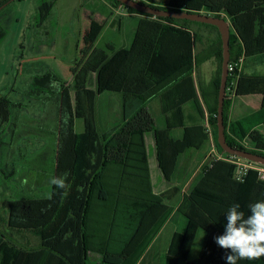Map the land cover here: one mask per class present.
Instances as JSON below:
<instances>
[{
	"label": "trees",
	"instance_id": "obj_1",
	"mask_svg": "<svg viewBox=\"0 0 264 264\" xmlns=\"http://www.w3.org/2000/svg\"><path fill=\"white\" fill-rule=\"evenodd\" d=\"M8 1H0V6ZM107 1L114 7L121 6L130 13L143 16L130 48H120L107 59L99 57L103 51L94 50L90 54V61H95L92 64H98L97 92L101 94L112 91L123 96L121 124L102 133L95 128L91 94L83 81L80 88L87 118L86 130L76 133L70 144L72 117L67 87H63L61 78L52 72L37 76L34 80L37 89L30 90L40 100L43 89L59 84L60 89L56 93L52 91L59 96L58 105L61 107L56 171L57 177L68 173L67 183L70 187L65 195L64 189L52 184L50 199L27 198L13 204L10 208L11 219L7 223L8 228H11L8 239L14 236L15 240V235L23 238L22 233L28 232L40 241V248L37 249L40 252H48L50 255L59 252L70 258L67 263L60 264H88L89 252L100 254L102 264L146 262V256L150 254L148 249L169 220L173 208L167 204L172 191L161 194L154 191L145 136L155 132L161 170L165 179L172 181L179 166L180 155L190 148L201 147L189 137L194 130H203L202 126H186L182 139H176L172 134L173 129L181 127L178 114H183V105L192 101L202 119L204 104L210 114L218 151L232 156L225 153L218 143V96L223 60L218 28L186 19L156 17L121 5L118 0ZM137 1L160 9L225 18L237 32L234 34L231 31V59L244 55L246 61L264 52V0ZM196 27L212 28L218 32L216 40L199 53L195 52L196 45L203 39ZM103 28L102 22L91 20L84 35V54L94 49ZM5 35L0 25V43ZM212 57L217 62V71L210 92L207 94L198 82L200 95H197L195 68ZM235 94L236 97L258 94L262 97V103L257 112L228 125L229 98L226 96L224 119L228 142L234 147L264 155V151L243 144L247 137L257 135L255 128L264 123V75L248 73L243 67ZM156 96L162 100L166 115L165 129L158 128L157 120L149 109L150 100ZM10 102L0 97V110L3 107L4 118L8 113L5 106ZM3 115L0 113V116ZM234 170L235 165L229 161L212 160L203 168L204 177L191 191V200L183 203L189 223L193 222L208 232L207 246L214 242L211 238L224 234L226 214L233 203H239L240 210L247 216L250 214V204L264 201V183L258 179L257 172L252 170L244 181H237ZM32 202L36 203L37 211L32 209ZM16 208L19 211L15 212ZM192 234V230L187 229L174 235L165 258L168 264L172 260H182L179 258L180 249L190 243ZM8 239L5 243L10 246V250L0 245V264H22L21 260L16 262V259L10 261L5 258L8 251L22 252L19 245ZM55 263L37 260L28 264ZM199 263L189 261L186 264ZM212 264L227 263L219 255L213 259ZM237 264H264V258L244 260Z\"/></svg>",
	"mask_w": 264,
	"mask_h": 264
},
{
	"label": "rangeland",
	"instance_id": "obj_2",
	"mask_svg": "<svg viewBox=\"0 0 264 264\" xmlns=\"http://www.w3.org/2000/svg\"><path fill=\"white\" fill-rule=\"evenodd\" d=\"M125 11L122 8L120 12ZM92 19L102 22L104 28L94 49L84 54L82 52L85 48L84 35ZM139 21L136 17L123 16L119 11L116 12L107 0H13L0 11V25L6 32L0 43V97L11 101L5 106V110L8 111L5 118L3 107L0 110L3 115L0 116L1 248L10 250L5 240L10 236L8 232L11 228H8L7 223L11 219V206L27 198L50 199L52 186L50 181L57 177L56 157L59 150L61 107L58 105L59 96L52 91L56 93L60 88L59 84L53 85L50 89L42 88L43 95L38 100L37 96L30 93V90L37 89L34 85L35 78L52 72L61 78L63 87L64 85L67 87L72 117L68 143L73 142L76 133L86 130L87 118L80 88L83 81L86 83V90L91 94L95 128L102 133L120 125L123 119L122 94L112 91L101 94L97 92L98 64H92L95 61H90V54L94 50L103 51V55L99 57L107 59L113 51L130 48ZM229 23L231 31L237 34L233 24ZM196 29L202 34L203 39L197 42L198 53L216 40L218 32L207 27ZM254 58L256 67L251 72L264 75V52ZM208 65L209 63L205 62L201 68L206 71ZM241 103L244 105H240ZM261 103L262 97L258 94L244 98L233 96L229 98L228 114L232 106L235 107V116L246 117L257 112ZM153 115L157 118L158 127H162L158 114L153 112ZM202 121L207 139L204 144H201L202 142L198 144L203 145L202 148L207 145L206 149L209 152L215 143L214 128L210 122V114L205 116V110ZM255 131L257 135L247 137L243 144L264 151V123L257 125ZM62 165L67 168L64 162ZM188 168L186 169L188 173L180 170V174L184 175L179 177L176 185L184 183L192 166ZM180 187L182 189L183 186ZM35 206L36 203L32 202V209ZM14 211L17 212L19 209L16 208ZM14 223L16 224V221ZM169 230L166 229L162 236L166 243L170 240L165 236L169 234ZM22 234L23 238L15 235V240L14 236L8 239L19 245L22 252L21 254L16 251L6 252L7 260L16 259V262L21 260L22 264L37 260L42 263L48 260L58 264L70 261V258L63 255L64 253L53 252L50 255L48 252H40L41 250H37L40 248V241L28 232ZM211 239L214 240L212 245H217L215 239ZM219 251L217 255L224 258L228 254L223 248ZM71 256L70 254L69 257ZM152 256L153 252L148 255V260H151ZM87 261L101 264V256H88Z\"/></svg>",
	"mask_w": 264,
	"mask_h": 264
},
{
	"label": "crops",
	"instance_id": "obj_3",
	"mask_svg": "<svg viewBox=\"0 0 264 264\" xmlns=\"http://www.w3.org/2000/svg\"><path fill=\"white\" fill-rule=\"evenodd\" d=\"M112 7L116 10V12L119 11V13L123 16L136 17L139 20L141 19V16H139V14L130 13L128 11L121 13L120 12L122 9L121 6L119 7L112 6ZM96 44L97 42L95 43V46ZM195 52L197 53V50ZM254 57L247 58L244 63V70L248 73H252L254 71V67H256V63L254 64V60L256 58ZM205 62L209 63L206 71H204L201 68V66ZM205 62L201 64L198 68H195V71H194V82H195V86L197 89V95H200L199 89H198V82L202 84V86L208 92L207 94H209L212 81L217 71V62L214 57L209 58ZM244 97H247V96H244ZM122 102H123V96H122ZM191 102L183 105L182 107L183 114H178L179 124L181 125V127H177L172 130V134L176 139H182L184 137V133H185L184 128L186 126H190V127L191 126H202L204 128V123L202 119L199 118L198 109L193 104V102L192 103ZM148 105H149V109L151 110V112L152 113L155 112L156 114H158V118H160L162 121L161 124L163 126L162 127L159 126L158 128L165 129L166 128V121H165L166 115L163 111L161 98L159 96L154 97L152 100H150ZM240 105H244V104L241 103ZM202 107L205 110V116H206L208 112L203 103H202ZM255 110L257 111L258 108L256 107ZM243 118L244 116L242 117L235 116V107H232V106L230 107V112L228 114V125H230L232 122L241 120ZM204 133H205L204 129H203V132L200 129L194 130V132H191L189 138L196 144L201 143V142H202L201 144H204L205 143V141H203V138L205 136ZM145 139H146L147 154H148L149 165L151 169L154 191L158 194H161L165 191L166 192L172 191L171 196L169 197V200H167V204L173 208V212L169 220L163 225L160 232L157 234L153 243L150 245L148 249L150 253L153 252V256L150 257L151 260H148L149 257L146 256V262L144 264H168L165 258L168 256V252L170 250L174 235L179 232L183 233L187 229H191L193 233L191 235L190 243L182 246V248L180 249L179 258L181 257L182 260L178 262L175 260H172L171 264H186L189 261H198L200 262L199 264H212L213 259L216 256L219 257V255H217V252L221 249V247L218 245L213 246L212 244L207 246L206 240L208 237V232L202 227H198V225L197 224L195 225L193 222L189 223L188 218L186 217L187 215H185L184 213L185 210H183V209H186L185 206L183 207V203L185 202V200H188V201L191 200L189 199V195L191 191L200 183V181L204 177L203 168L207 164H210L212 161V159L209 156L211 150L207 152V149H206L207 145H204L203 148H202L203 146L202 145L199 149L198 148H193L191 150L189 149L188 151L180 155V158L178 161L179 166L175 173V176L173 177L172 181H168L167 179H165L163 172L161 170V167H160L159 152H158L155 132H150L146 134ZM189 166H192V169L189 171V174L185 178L184 183L183 184L177 183L176 185V181L178 182L179 177H182L184 175V174H180V170L188 173L186 169H189L188 168ZM180 186H183L182 189ZM176 187H177V190H175ZM187 187H189L188 192H186ZM168 228L170 229L169 230L170 232L168 235H165V236L170 240L168 241V243H166L164 239H162V236H164V233L166 229ZM219 253L221 254V251H219ZM91 255L98 256L100 254L89 252L88 256H91ZM220 256L221 258L224 259V263H227L225 262V258L222 255ZM241 262H244V260H239L237 263H241ZM88 264H97V263L88 261ZM101 264H102V257H101Z\"/></svg>",
	"mask_w": 264,
	"mask_h": 264
},
{
	"label": "clouds",
	"instance_id": "obj_4",
	"mask_svg": "<svg viewBox=\"0 0 264 264\" xmlns=\"http://www.w3.org/2000/svg\"><path fill=\"white\" fill-rule=\"evenodd\" d=\"M68 173L61 177H53L50 181L59 189L65 190ZM239 203H233L226 214L225 232L215 237L218 246L228 253L225 257L227 264H237L239 260L255 261L264 258V201L249 205L250 214L240 210Z\"/></svg>",
	"mask_w": 264,
	"mask_h": 264
},
{
	"label": "water",
	"instance_id": "obj_5",
	"mask_svg": "<svg viewBox=\"0 0 264 264\" xmlns=\"http://www.w3.org/2000/svg\"><path fill=\"white\" fill-rule=\"evenodd\" d=\"M9 0L2 6H0V11L5 8L10 2ZM121 2V5H126L128 7L134 8L137 11L150 14L156 17H171L176 19H186L201 23L210 24L216 26L220 32L222 40V49H223V60L221 65V82L219 88L218 96V114H217V129H218V143L225 153L229 155L247 159L253 162H257L264 165V155L244 150L238 147L232 146L227 139L226 135V125L224 119L225 111V100L227 96V84L229 78V63L231 60V26L230 23L221 17H216L204 13H194L188 11H177V10H166L160 9L157 7L150 6L148 4L139 2L137 0H118Z\"/></svg>",
	"mask_w": 264,
	"mask_h": 264
},
{
	"label": "built area",
	"instance_id": "obj_6",
	"mask_svg": "<svg viewBox=\"0 0 264 264\" xmlns=\"http://www.w3.org/2000/svg\"><path fill=\"white\" fill-rule=\"evenodd\" d=\"M245 63V56L241 55L235 59H231L229 63V78L227 84V96L232 98L235 96L233 92L238 84L241 72L243 70ZM208 116V113H207ZM213 135V133H212ZM212 160H225L233 163L235 165L234 178L237 181H244L250 171L255 170L258 175V179L264 183V165L253 162L247 159H243L235 156H226L223 153H220L214 143L211 152L209 154Z\"/></svg>",
	"mask_w": 264,
	"mask_h": 264
}]
</instances>
